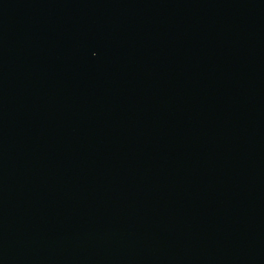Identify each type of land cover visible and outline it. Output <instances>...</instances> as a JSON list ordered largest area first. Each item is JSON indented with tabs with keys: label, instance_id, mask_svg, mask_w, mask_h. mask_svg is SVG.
Listing matches in <instances>:
<instances>
[{
	"label": "water",
	"instance_id": "obj_1",
	"mask_svg": "<svg viewBox=\"0 0 264 264\" xmlns=\"http://www.w3.org/2000/svg\"><path fill=\"white\" fill-rule=\"evenodd\" d=\"M0 264H264V0H0Z\"/></svg>",
	"mask_w": 264,
	"mask_h": 264
}]
</instances>
